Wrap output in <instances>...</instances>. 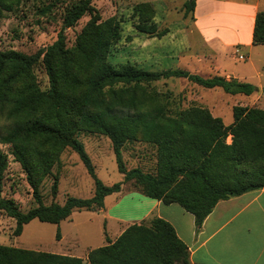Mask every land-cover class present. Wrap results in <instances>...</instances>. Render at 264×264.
<instances>
[{
    "label": "trees",
    "instance_id": "obj_1",
    "mask_svg": "<svg viewBox=\"0 0 264 264\" xmlns=\"http://www.w3.org/2000/svg\"><path fill=\"white\" fill-rule=\"evenodd\" d=\"M20 0H0V17ZM196 0L184 2L185 13L194 11ZM85 14L90 20L67 45L65 28ZM134 27L150 36L163 37L170 28H160L151 2L133 8ZM121 19L101 20L93 0H78L67 8L57 38L34 53L0 49V144L26 171L36 206L21 210L12 198L0 197V211L15 218L13 236L22 233L33 219L57 223L76 210H98L107 195L122 190L134 180L139 190L164 203H179L202 224L223 198L264 187V109L234 105V121L227 125L201 105L171 110L170 95L158 92L154 81L184 77L206 88L220 87L231 94H252L256 86L237 78L204 76L184 68L146 70L131 62L114 65L108 55L122 37ZM130 39L131 36H128ZM253 44H264V10H259L253 28ZM42 61L49 76L43 89L33 68ZM107 135L123 179L111 185L98 176L78 133ZM231 135V142H227ZM140 139L156 148L155 171L127 168L126 142ZM78 153L94 179L91 197L68 195L63 203H44L39 183L51 173L65 147ZM8 166L0 146V191ZM58 191V180L52 192ZM61 237L60 230L56 238ZM88 250L90 264H191L188 245L166 219L154 216L134 222L114 240ZM0 264H84L80 256L30 249L0 243Z\"/></svg>",
    "mask_w": 264,
    "mask_h": 264
},
{
    "label": "rangeland",
    "instance_id": "obj_2",
    "mask_svg": "<svg viewBox=\"0 0 264 264\" xmlns=\"http://www.w3.org/2000/svg\"><path fill=\"white\" fill-rule=\"evenodd\" d=\"M78 0H20L12 10L5 11L0 17V49H13L24 53H34L39 48L51 44L58 36L62 28L63 16L73 3ZM186 0H93L98 9L101 20L116 15L121 19L122 37L113 44L108 59L114 65L131 62L146 70H162L167 68H186L191 70L182 61V57L176 56V51L185 43L190 49L185 54H195L202 58L209 56V48L203 44L202 38L191 27L192 11L185 13L184 2ZM139 2H151L156 10L155 20L160 28L168 26L170 32L163 37L150 36L136 30L134 27L133 8ZM234 16V15H233ZM229 14L219 16L218 21L229 20L236 22L237 17ZM233 18V19H232ZM90 20V15H83L78 22L65 28L67 45L72 47L77 34ZM243 33L248 23L243 18L240 20ZM128 36H131L129 39ZM182 48V47H181ZM245 54V49H239L237 55ZM239 55V56H240ZM246 55V54H245ZM202 60V59H201ZM236 63L242 68L250 66V59H237ZM249 69V68H247ZM41 87H49V76L39 61L33 68ZM249 73H252L250 71ZM254 73V71H253ZM201 75H213V70L207 68ZM253 79H257L256 75ZM255 81V80H254ZM264 81V76H263ZM250 82V81H249ZM252 83V82H251ZM154 88L164 94L170 95L168 104L171 110H179L192 104H207L211 102L234 103L239 95L228 94L219 87H202L184 77H167L154 81ZM255 85V84H254ZM256 90V89H255ZM227 95V96H226ZM233 114V110L227 105L224 109ZM2 123L0 124V126ZM78 138L83 142L86 151L90 155L99 178L111 185L123 178L118 170L115 153L111 139L102 133L82 131ZM8 157V166L4 173L3 187L0 197L12 198L17 206L27 211L36 206L33 188L30 185L26 171L11 152V146L0 144ZM123 158L127 168L138 165L144 171H155L156 148L154 145L141 142L140 139L128 141L125 144ZM58 180V191L54 195L52 184ZM94 179L88 172L80 156L71 147H65L59 154V159L52 167L51 173L45 176L39 183V193L44 203L52 201L63 203L68 195L78 197H91L94 194ZM139 190L138 183L134 180L122 185L123 192ZM112 197H109L110 199ZM89 213V214H88ZM75 220L80 222L81 228H88V232L101 233L103 229L102 218L97 212L89 210L78 211ZM15 218L5 211H0V243L26 247L30 249H42L59 251L60 246L55 244V231L51 226L38 219L32 220L20 236H13ZM113 233V228H109ZM68 236H72V227L68 228ZM101 241L97 238L82 240L77 253L84 255L87 247H97ZM85 250V251H86ZM85 257V255H84ZM85 264H90L85 261Z\"/></svg>",
    "mask_w": 264,
    "mask_h": 264
},
{
    "label": "crops",
    "instance_id": "obj_3",
    "mask_svg": "<svg viewBox=\"0 0 264 264\" xmlns=\"http://www.w3.org/2000/svg\"><path fill=\"white\" fill-rule=\"evenodd\" d=\"M259 10H264V0H196L190 24L203 39V44L209 48L210 55L202 58L193 53L186 55L185 51L190 47L183 42L176 51V56L182 57V61L191 70L184 69L190 72L205 73L209 68L214 74L255 84L256 90L250 95L226 92L227 95H239L234 103L225 106L222 102L210 101L207 104H197L207 107L212 115L220 116L227 125L234 121V114L223 110L227 105L232 110L237 104L264 109V44L252 43L255 17ZM227 14L230 20L233 15L236 16L237 21L229 20L230 23L227 21L226 24L225 21L217 20L219 16ZM242 18L248 23L244 33L240 26L242 22L239 21ZM239 49H245L246 55L241 53L243 58H240V53L237 55ZM237 59H250L251 64L247 66L249 69L238 66ZM255 75L257 79H253ZM227 142H231V135ZM109 197L112 198L108 199ZM78 211L81 210L74 211L59 224H45L55 231V244L61 247L59 251L51 252L80 256L84 259V264L88 250L94 247H87V250L85 248V257L82 253H77L83 238H97L101 241L100 244L105 245L108 243L106 236L114 241L128 225L154 216L162 217L174 226L178 236L189 247L191 264H264V187L220 199L199 226L194 214L179 203L167 204L137 189L109 194L105 197L102 208L89 210L101 216V233L98 231L91 234L88 228H81L80 222L75 220ZM30 222L24 225L22 233ZM69 227L73 230L71 237L68 236ZM109 228H113V233ZM58 229L61 233L59 239L56 238Z\"/></svg>",
    "mask_w": 264,
    "mask_h": 264
},
{
    "label": "built area",
    "instance_id": "obj_4",
    "mask_svg": "<svg viewBox=\"0 0 264 264\" xmlns=\"http://www.w3.org/2000/svg\"><path fill=\"white\" fill-rule=\"evenodd\" d=\"M243 57H244V56L241 54V55H240V58H243Z\"/></svg>",
    "mask_w": 264,
    "mask_h": 264
}]
</instances>
